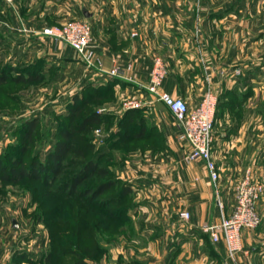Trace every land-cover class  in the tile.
<instances>
[{"label":"rangeland","instance_id":"1","mask_svg":"<svg viewBox=\"0 0 264 264\" xmlns=\"http://www.w3.org/2000/svg\"><path fill=\"white\" fill-rule=\"evenodd\" d=\"M95 1L88 2L85 7V0H71V19L65 23H48L45 27L81 21L89 25L93 38L92 27L85 19L84 11L92 7L99 10V0ZM259 1L264 19V0ZM14 3V0L11 4L0 0L3 7L0 13L2 36L8 35L5 29L9 27L4 19L5 9L18 13ZM242 10L239 8L228 23L238 29L244 24L245 30L235 31V35L240 34V37L216 41L220 51L211 54L204 50L196 32L193 39L184 42L190 45L189 48H195L197 64L207 83L213 73L221 79L230 70L227 82H216L215 85L212 82V87L208 85L217 98H225L223 101L226 103L219 102L215 113L231 112L228 121L238 127L234 138L241 147L235 152L239 154L237 158L242 168L236 180L249 170L252 178L264 186V22L260 23L262 28L255 27L245 20ZM11 29L17 31L16 28ZM18 30L20 34L35 33L23 27ZM12 43L15 45L16 41ZM10 46L7 39H0V75L5 76L0 83V167L4 168V173L12 169L16 161L26 169L34 162L44 164L55 142L63 141L62 131L76 129L81 120L92 112L100 113L104 118L88 132L71 136L68 142L73 147L81 149L90 143L94 149L81 156L68 152L56 177H49L47 181L41 178L12 180L8 174L6 179H0V264H74L78 260H84L86 264H163L160 242L167 234V216L159 215L156 208H151L145 185L135 188L137 184L133 177L137 175V163L144 158L132 150L130 124L119 127V116L113 113L135 108L126 104L131 98L124 96L123 99L113 90L91 89L87 82H95L100 77L84 71L77 57L71 59L70 50L64 52L63 57L60 51L56 52L51 49V44L44 42L42 58L38 46L30 48L27 56L20 58L13 54ZM174 47L172 44L171 48ZM231 47L233 50L228 56L226 49ZM155 58L166 66L159 54ZM228 60L231 61L227 65ZM36 73L41 77L35 80L15 82L12 79L17 75L26 79ZM76 93L85 96L83 103H76L80 113L75 118L71 110L72 97ZM119 100L123 101L119 103ZM117 129L119 134H115ZM100 154L107 171L105 176L95 173L87 176L77 185L75 192L63 189L89 159ZM105 180H114L115 185L93 199L77 192ZM237 182H234L231 192L233 206ZM124 184L131 187V192L119 197ZM220 202L223 204L222 200ZM258 202L260 223L254 229L242 231L241 251L231 259L237 260L239 255L249 256L242 234L244 231H259L264 226V210L260 211ZM163 209L166 210V205ZM153 223L160 224L158 230ZM254 238L258 245V240L264 239Z\"/></svg>","mask_w":264,"mask_h":264},{"label":"crops","instance_id":"2","mask_svg":"<svg viewBox=\"0 0 264 264\" xmlns=\"http://www.w3.org/2000/svg\"><path fill=\"white\" fill-rule=\"evenodd\" d=\"M64 1L14 0L18 13L5 9L4 19L9 26L5 33L8 35L2 36L0 32V39H7L12 46L9 49L13 48V54L20 58L27 56L29 49L37 46L42 58L43 43L47 42L51 44V49L60 51L63 57L64 52L70 50L71 59H77L71 48L56 45L49 37L40 34L48 23H65L71 19V0L68 3ZM85 1V7L88 2H94ZM260 2L99 0V10L92 7L84 11L87 14L85 19L92 27L93 43L103 69L102 73L96 72L78 62L84 71L100 77L95 82H87L88 86L91 89L113 90L123 99L125 96L138 103L137 107L132 108L130 140L134 144L132 150L137 155L140 153L144 161L137 163L138 171L133 179L137 184L135 188L146 186L151 208H156L157 214L167 216V234L160 242L163 264H264V239L258 240L259 245L255 244L256 238L253 240V236L264 238V226L261 231L243 232V245L250 255H239L237 260L226 255L222 241L213 243L204 230L206 225L218 223L222 215L230 214L233 207L232 187L239 180H236V176L242 168L237 158L239 154L235 152L241 147L234 138L237 137L238 127L228 121L231 112L218 111L214 121V126L217 127L213 131L211 155L219 173L218 183L214 184L203 161L185 160L188 147L178 139V127L172 114L145 89L153 58L159 54L166 63V77L160 91L182 98L190 108L196 107L208 85L212 87L213 83L227 82L226 79L231 74L228 69L227 76L220 79L213 73L211 83H207L197 64L195 48H189L190 45L185 44L184 40L193 39V33L196 32V38L201 39L199 43L204 50L211 54L220 51L221 47L217 46L216 41L240 37V34L235 35V31L245 30L244 24V28L240 26L238 29L228 23L239 8H243L242 12L247 18L245 20L262 28L260 23L264 19L259 9ZM1 7L2 4L0 13L3 10ZM1 18L0 16V20ZM22 27L35 33H18V29ZM11 28H16L17 31ZM12 41H16L15 45ZM172 44L175 45L174 48H171ZM230 50L233 47L226 49L228 56ZM230 61L228 60L227 65ZM114 65L122 67V78L106 75V71ZM99 91L102 93V90ZM223 100L219 97V102L225 104ZM127 111L128 109H121L113 113L122 119ZM119 129L115 134H119ZM219 200L223 202H220L222 209L219 208ZM165 205L166 210L163 209ZM263 207L264 195L258 202L260 211L264 210ZM182 211L189 213L187 220L179 217ZM159 225L153 223L156 230Z\"/></svg>","mask_w":264,"mask_h":264},{"label":"built area","instance_id":"3","mask_svg":"<svg viewBox=\"0 0 264 264\" xmlns=\"http://www.w3.org/2000/svg\"><path fill=\"white\" fill-rule=\"evenodd\" d=\"M2 1L9 4L13 2V0ZM40 34L49 37L56 45L71 48L88 69L103 72L102 61L95 51L91 29L87 23L72 21L60 26H47L40 31ZM106 74L122 78V67L114 65L106 71ZM165 77V64L158 58L153 59L145 89L172 114L178 127V139L185 142L188 147L185 160L203 161L210 180L215 184L219 173L211 154L217 95L207 86L198 105L190 108L182 98L160 91ZM126 104L131 107L138 106V103L132 100ZM252 176V173L246 170L239 178L234 188L235 201L230 214L222 215L218 223L206 225L204 228L213 243L219 241L224 243L229 258L241 251L242 231L254 229L260 223L256 205L264 195V186ZM219 208L222 209L220 203ZM179 217L187 220L189 213L182 211Z\"/></svg>","mask_w":264,"mask_h":264},{"label":"trees","instance_id":"4","mask_svg":"<svg viewBox=\"0 0 264 264\" xmlns=\"http://www.w3.org/2000/svg\"><path fill=\"white\" fill-rule=\"evenodd\" d=\"M39 77H41V74L36 73L34 74V76H30L26 79L22 78L21 75L20 76L17 75L12 79L15 82H27L32 79L33 80L38 79ZM4 80H5V76L1 74L0 83ZM84 96H79L78 94L74 95L71 115H73L75 118L80 113V109L78 108L76 103L79 101L83 103ZM218 103H219V97L217 98V105ZM132 113L133 110L127 111L124 117L120 119L121 122L119 123V127L123 125L129 126V124L132 127L133 124ZM102 118H104V116L97 112H92L86 115L77 125L76 129H72L70 132L62 131L61 137L63 138V141L58 140L55 142L53 146V150L47 154L46 162L44 164H37L36 162H34L29 169H26L25 167L20 165V162L16 161L13 163V168L6 173L3 172L4 168L0 167V179L2 180L6 179L8 174L12 180H18L20 178H38V179L41 178L43 181H47L49 180V177L51 178L56 177L61 172L62 162L64 161L65 156L68 152H73L75 155L81 156L85 151L90 152L94 149L93 144L90 143L86 144L81 149L73 147L72 145H70V142H68L71 136L75 137L76 135H79L82 132H88L92 126L98 125L101 122ZM33 125L34 123H32L30 126L32 127ZM101 154L98 155L97 157L89 159L80 169V171L72 178L71 182L68 185H65L63 189L64 190L71 189L72 192H75L77 185L87 176L92 175L94 173L101 177L105 176L107 174V171L104 168V164H102L103 162L100 160ZM17 166L19 168L15 169V167ZM114 185H115L114 180H105L100 183H97L95 186H89L87 188L78 190L77 192L79 193L80 196L93 199L98 195L104 193L107 189L111 188ZM130 192H131V187L129 185L124 184V186L120 190L119 197L128 195L130 194ZM110 213H108V215H110ZM74 264H86V262L84 260H78V262H75Z\"/></svg>","mask_w":264,"mask_h":264},{"label":"water","instance_id":"5","mask_svg":"<svg viewBox=\"0 0 264 264\" xmlns=\"http://www.w3.org/2000/svg\"><path fill=\"white\" fill-rule=\"evenodd\" d=\"M84 15L87 16L86 12H84ZM15 226V225H14Z\"/></svg>","mask_w":264,"mask_h":264}]
</instances>
